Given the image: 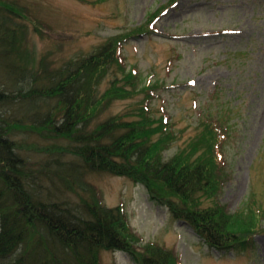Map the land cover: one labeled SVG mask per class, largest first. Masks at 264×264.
I'll list each match as a JSON object with an SVG mask.
<instances>
[{
    "label": "trees",
    "instance_id": "1",
    "mask_svg": "<svg viewBox=\"0 0 264 264\" xmlns=\"http://www.w3.org/2000/svg\"><path fill=\"white\" fill-rule=\"evenodd\" d=\"M29 14L0 0V264H103L102 252L118 250L140 264H179L163 248L143 256L128 244L133 234L125 216L119 207L104 206L102 191L88 180L95 174L144 186L211 247H252L263 232V206L253 199L251 207L230 212L219 202L230 181L227 163L220 161L232 128L227 116L205 114V130L193 139L191 152L166 158L169 144L153 137L169 138L168 121L150 122L146 107L133 119L99 120L101 107L116 95L100 97L98 89L114 67L127 74L117 48L129 37H113L88 56L53 67L49 53L38 58L29 47ZM150 23L132 34L151 33ZM133 72L129 76L144 85L143 75ZM119 86L124 98L128 90ZM161 86L147 83V99L158 96ZM19 130L30 139L18 138Z\"/></svg>",
    "mask_w": 264,
    "mask_h": 264
},
{
    "label": "rangeland",
    "instance_id": "2",
    "mask_svg": "<svg viewBox=\"0 0 264 264\" xmlns=\"http://www.w3.org/2000/svg\"><path fill=\"white\" fill-rule=\"evenodd\" d=\"M8 1L30 12L29 47L38 58L49 53L53 67L88 56L113 37H129L117 48L127 74L114 67L98 89L100 97L116 95L101 107L99 120L121 119L146 107L150 122L168 121L172 131L168 139L162 134L153 137L169 144L166 158L191 152L193 139L205 130V114L227 116L232 128L225 133L229 139H223L219 160L226 161L230 181L219 202L230 212L251 207L253 199L264 208V0ZM148 23L151 33L132 34ZM129 71L143 75L145 84ZM115 82L128 90L124 98H119ZM147 83L162 85L158 96L147 99ZM17 133L21 139L31 137L24 130ZM88 180L102 191L104 206L122 210L133 234L128 244L139 255L160 247L179 264H264V211L263 232L255 236L252 247L221 251L131 179L95 174ZM101 260L140 264L129 252L120 251H104Z\"/></svg>",
    "mask_w": 264,
    "mask_h": 264
}]
</instances>
